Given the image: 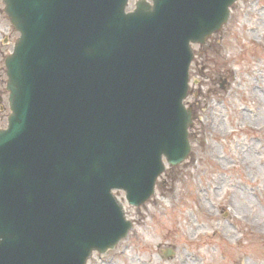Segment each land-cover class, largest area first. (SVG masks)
<instances>
[{"label": "water", "instance_id": "obj_1", "mask_svg": "<svg viewBox=\"0 0 264 264\" xmlns=\"http://www.w3.org/2000/svg\"><path fill=\"white\" fill-rule=\"evenodd\" d=\"M236 0H3L20 37L5 60L11 114L0 130V264H85L132 224L190 152L184 105L191 42Z\"/></svg>", "mask_w": 264, "mask_h": 264}, {"label": "rangeland", "instance_id": "obj_2", "mask_svg": "<svg viewBox=\"0 0 264 264\" xmlns=\"http://www.w3.org/2000/svg\"><path fill=\"white\" fill-rule=\"evenodd\" d=\"M4 7L0 0V129L10 114L4 61L19 37ZM192 47L190 154L166 164L141 206L118 192L133 226L88 264H264V233L253 226L264 222V0H238L224 27Z\"/></svg>", "mask_w": 264, "mask_h": 264}, {"label": "flooded vegetation", "instance_id": "obj_3", "mask_svg": "<svg viewBox=\"0 0 264 264\" xmlns=\"http://www.w3.org/2000/svg\"><path fill=\"white\" fill-rule=\"evenodd\" d=\"M139 2H144L145 4H147L149 6V9L151 10V4L153 3L152 0H127L126 6H125V11L126 12H131V11L135 10V8H136V6H137V4ZM130 4H132L131 8H130ZM212 36L208 37L207 40L202 45H204L206 42L208 43V41L210 40V38ZM225 84H226V81L223 80L222 83H221V87L222 88L225 87Z\"/></svg>", "mask_w": 264, "mask_h": 264}, {"label": "bare ground", "instance_id": "obj_4", "mask_svg": "<svg viewBox=\"0 0 264 264\" xmlns=\"http://www.w3.org/2000/svg\"><path fill=\"white\" fill-rule=\"evenodd\" d=\"M256 38L257 37H253V39H255L256 40ZM261 38V37H260ZM257 41V40H256ZM260 41H262V38L260 39ZM255 91V93H256V90H254ZM260 103H263L264 104V101H261L260 100ZM242 196H238L237 198H241ZM256 226L257 227V230L259 231V232H263L264 233V222H262V221H260V220H257V221H255L254 223H253V226ZM254 226V227H255Z\"/></svg>", "mask_w": 264, "mask_h": 264}]
</instances>
